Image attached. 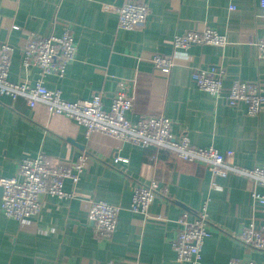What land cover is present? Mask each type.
Returning a JSON list of instances; mask_svg holds the SVG:
<instances>
[{
    "label": "crops",
    "instance_id": "obj_1",
    "mask_svg": "<svg viewBox=\"0 0 264 264\" xmlns=\"http://www.w3.org/2000/svg\"><path fill=\"white\" fill-rule=\"evenodd\" d=\"M128 0H0V48L9 51L8 80L33 86L41 80L68 102L101 96L103 109L124 92L133 99L125 118L162 115L171 133L185 134L191 145L213 148L238 170L264 165V107L255 115L247 105H228L197 88L192 74L210 68L223 71V91L233 82L252 84L264 96V60L251 41L264 39L260 0H139L148 8L143 25L118 26V8ZM210 29L225 38L222 47L192 45L176 49L173 41L189 31ZM69 31L76 55L62 76H41L24 65L30 36L60 37ZM170 58L164 75L152 56ZM39 154L69 165L86 155V166L70 197L39 196L40 212L25 222L7 218L0 206V264H264V251L239 241L243 228L260 212L250 193L260 191L238 172L211 177L201 163L179 160L155 146L141 148L85 128L63 116H50L43 104L30 108L25 98L0 96V176H18L19 163ZM121 155L125 162H115ZM156 182L163 194L147 215L130 209L134 188ZM211 181L218 188L210 186ZM117 206L110 239L96 238L87 213L92 202ZM202 210L208 219L201 258L178 262L171 242L177 219Z\"/></svg>",
    "mask_w": 264,
    "mask_h": 264
},
{
    "label": "built area",
    "instance_id": "obj_2",
    "mask_svg": "<svg viewBox=\"0 0 264 264\" xmlns=\"http://www.w3.org/2000/svg\"><path fill=\"white\" fill-rule=\"evenodd\" d=\"M259 8L264 18V0H260ZM118 26L123 30H131L145 23L148 8L139 0H128L118 8ZM256 48L257 59L264 60V39L251 41ZM176 49H187L192 45H212L222 47L225 38L213 30L189 31L182 36H176L173 41ZM9 47L0 48V96H8L12 100L22 97L27 100L30 108L43 104L50 116H63L73 120L85 128V135L100 133L118 141H124L134 146L147 148L155 146L175 153L179 160L204 164L211 177H225L228 172H238L250 178L261 188L250 193L255 208L260 212L256 222L252 221L243 228L239 241L249 249L264 251V165L250 170H238L230 166L225 157L213 148H198L190 144L188 137L181 134L178 137L171 133L172 121L162 115H152L140 118L131 123L125 114L133 106L132 97L124 92H117L110 98L109 109L104 110L101 96H92L89 100L68 102L61 98L58 91L48 90L39 80L33 86L24 82L12 83L8 80ZM76 47L69 31L60 37L30 36L23 48L24 65H32L40 70L41 76H62L66 65L73 61ZM151 62L158 72L166 75L174 66L170 58L152 56ZM197 88L209 95L224 99L230 106L239 102L247 105V113L257 114L264 107V96L249 83L233 82L227 92L223 91V71L210 68L195 70L192 74ZM86 155L78 157L69 165L56 164L46 156L39 154L35 158H25L19 163L18 176H0V206L7 218L25 222L36 216L41 210L39 196L68 198L63 189L65 180L76 184L79 174L86 166ZM125 162L117 155L115 162ZM212 188H218L211 181ZM163 191L152 181L137 185L132 194L130 209L134 213L147 215L148 208ZM120 209L103 201L92 202L87 217L96 238L110 239L116 229L117 216ZM179 230L171 245L178 262H196L201 258L204 240L208 237V219L205 211H199L193 220H188L187 214L177 219ZM227 264H254L253 262L229 261Z\"/></svg>",
    "mask_w": 264,
    "mask_h": 264
},
{
    "label": "water",
    "instance_id": "obj_3",
    "mask_svg": "<svg viewBox=\"0 0 264 264\" xmlns=\"http://www.w3.org/2000/svg\"><path fill=\"white\" fill-rule=\"evenodd\" d=\"M0 195H1V189H0Z\"/></svg>",
    "mask_w": 264,
    "mask_h": 264
}]
</instances>
